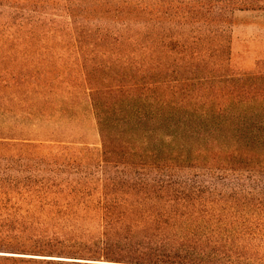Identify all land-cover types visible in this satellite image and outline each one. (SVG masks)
<instances>
[{"label": "trees", "instance_id": "16d2710c", "mask_svg": "<svg viewBox=\"0 0 264 264\" xmlns=\"http://www.w3.org/2000/svg\"><path fill=\"white\" fill-rule=\"evenodd\" d=\"M149 21L0 0V264H264V70L157 97Z\"/></svg>", "mask_w": 264, "mask_h": 264}, {"label": "rangeland", "instance_id": "374dc122", "mask_svg": "<svg viewBox=\"0 0 264 264\" xmlns=\"http://www.w3.org/2000/svg\"><path fill=\"white\" fill-rule=\"evenodd\" d=\"M149 22L152 88L157 97L181 98L182 87L189 86L187 78L213 82L228 68L240 73L264 70V0H152ZM58 50L69 56L67 49ZM61 128L63 137L98 140L85 120Z\"/></svg>", "mask_w": 264, "mask_h": 264}]
</instances>
